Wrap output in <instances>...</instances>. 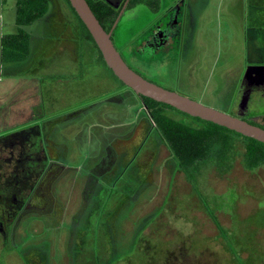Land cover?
<instances>
[{
    "label": "rangeland",
    "instance_id": "1",
    "mask_svg": "<svg viewBox=\"0 0 264 264\" xmlns=\"http://www.w3.org/2000/svg\"><path fill=\"white\" fill-rule=\"evenodd\" d=\"M63 2L71 13L68 1ZM49 8L54 18L62 6L59 0H49ZM254 9L252 0H210L196 33L195 63L186 71L188 65L181 66L185 59L177 56L179 65L172 76L153 78L207 106L233 113L229 104L234 87L256 55L263 53L250 24L255 22ZM149 19L131 9L119 18L113 39L125 56L131 55L129 46L141 38ZM66 27L60 35L70 31L67 23ZM39 30L52 34L46 21ZM50 39L43 92L45 96L53 92L57 102L54 106L45 102L46 112H38L33 122L1 127L0 141L28 126L42 127L45 142L48 145L50 138L49 146L55 150L52 155L47 149L48 157L57 158L50 161V181L58 166L65 170L59 185L61 206L50 187L43 196L51 201L49 212L46 208L41 212L34 202L33 213L25 219L30 200L17 206L12 197L18 194L12 190L19 179L10 173L11 186L0 199V219L4 208L14 207L17 214L14 222L5 219L9 223L0 231V264H264V164L248 171L239 157L222 174L203 166L194 186L156 129L151 111L99 60L94 44L82 38L68 44L60 36L57 42ZM73 53L81 58L80 66L74 63L81 84L54 87L56 63L70 80ZM164 109L179 121L198 125L176 109ZM236 143L243 153V140L237 137ZM9 164L13 166L12 161Z\"/></svg>",
    "mask_w": 264,
    "mask_h": 264
},
{
    "label": "flooded vegetation",
    "instance_id": "2",
    "mask_svg": "<svg viewBox=\"0 0 264 264\" xmlns=\"http://www.w3.org/2000/svg\"><path fill=\"white\" fill-rule=\"evenodd\" d=\"M87 2L93 10L99 11L105 9L108 12L116 14V19L108 32L113 29L116 20L118 19L119 21L121 15L128 9L136 12L139 11L140 13L144 12L150 17L144 24L141 38L135 44H130L129 47H133L130 56H125L117 48L125 61L135 71L150 81L158 84V81L153 78L154 76L163 77L164 74L167 75L168 73L172 76L174 70L179 65V58L177 56H182L181 58L185 59L181 66L188 65L186 71L195 63L192 57V50H195L196 33L201 18L204 17L208 9L210 0H87ZM252 3L254 4L255 12L252 13L251 18H254L255 22L253 21L250 24H253L256 28V38H254V41L262 49L263 53L260 56L256 55V60L248 66L239 79L234 87L235 96L229 105L233 111L230 114L264 128V13H262L264 12V6L261 0H252ZM258 14H261L262 17H258ZM114 30L115 28L112 31V39ZM147 125L149 126V123ZM14 135L17 136L16 140L4 138L0 142V190L5 191L9 189L10 181L5 179V177L6 175L10 176V173L12 175L15 173L14 176L17 177L24 176V173H26L25 177H33L39 171L41 172V177L37 181L41 182L36 183L37 185L31 189V196L29 194L26 199V202L30 201L27 203L28 205L23 214H25V219H28L34 211V202L39 205V208L41 206V212L44 208L49 209L51 207V201H45L43 198L45 193L49 192L50 187H52V191L54 192L53 197L56 204L61 206L60 198H62V195L59 192V185L62 183L61 179L65 170L63 166L57 165L58 172L53 175V180L50 181V162L45 168H33L35 164L40 165L45 155L38 153L39 156L37 157L33 153H30L29 150L35 148L40 151L42 147L44 150H50L49 145L51 144L50 138L48 139V145L45 142L48 137L46 136L45 138L43 129L38 124L28 126L21 131H16L10 137ZM9 161L13 162V166L7 170L4 167L10 165ZM31 179H26L23 183L19 181L17 189L23 192L32 183ZM4 195V193L0 192V199ZM18 197H12L17 202V206L23 201L21 197L20 199ZM36 197H40L43 202H38ZM13 208H4V216L1 218L2 220L0 219V231L3 232L5 223L8 224L11 220L15 221L16 217L13 216L17 212L16 210L13 212ZM53 214L55 215L56 211ZM5 219L9 221H5ZM21 220L22 216L15 223L14 233L15 230L17 232ZM26 222L29 223L28 220ZM234 255H236L235 251Z\"/></svg>",
    "mask_w": 264,
    "mask_h": 264
},
{
    "label": "trees",
    "instance_id": "3",
    "mask_svg": "<svg viewBox=\"0 0 264 264\" xmlns=\"http://www.w3.org/2000/svg\"><path fill=\"white\" fill-rule=\"evenodd\" d=\"M67 1L69 3V0ZM16 6V21L18 25L21 26V30L17 34L3 37V53L4 58L7 61H21L28 57L30 51L29 42L31 34L27 30L22 29V26L30 25L43 17L49 9V0H17ZM70 7L74 15L78 17L71 5ZM93 12L99 19L104 29L108 31L116 19V14L108 12L105 9L99 11L94 9ZM78 19L82 39H88L94 44V47H96L98 51L99 60L101 59L105 63L102 54L95 44L91 34L79 17ZM110 71L114 75L111 69ZM114 77L118 79L115 75ZM118 81L120 80L118 79ZM141 99L151 111L150 115L152 121L154 125H156V129L160 132L167 147L172 152V155L177 160L180 170L184 173L186 178L193 183L194 186L197 182V175L201 172L203 166H213L217 173L222 174L228 172L239 157L243 167L248 171L253 172L264 164V143L197 117L192 118L198 123V125L193 126L187 124L173 118L164 109L165 106L169 108L173 107L147 97H141ZM10 135H8L6 138L16 140L17 136L14 135L10 137ZM237 137L241 138L245 143V149L243 153H240L237 150ZM55 139L58 140L56 137ZM53 148L54 147H50L52 150L51 153H55ZM29 152L33 153V155H36L37 157L39 156L38 153L45 155V158L40 162L39 166L35 164L33 167L34 169L45 168L46 165L51 161L49 160V154L47 150H44L43 147L40 148V151L33 148L32 150L30 149ZM4 168L9 170L11 166L8 165ZM23 175L24 176L21 175L18 177L20 182L23 183L26 179L32 178V183L29 184V186L26 187L23 192H20L17 187L12 191L17 193L19 198L21 197L24 202L28 198L31 189L34 188L35 183L40 179L41 172L39 171V173L33 177H25L26 173ZM11 176L17 178V176H14V174ZM5 179L10 181L11 186V178L6 175ZM0 192L3 193L2 190H0ZM211 215L216 221L217 218L214 211L211 213ZM216 222L219 224L218 221Z\"/></svg>",
    "mask_w": 264,
    "mask_h": 264
},
{
    "label": "crops",
    "instance_id": "4",
    "mask_svg": "<svg viewBox=\"0 0 264 264\" xmlns=\"http://www.w3.org/2000/svg\"><path fill=\"white\" fill-rule=\"evenodd\" d=\"M16 3L17 0H0V128H12L18 124L33 122L38 112H42V109L45 111L47 108L46 103L54 106L57 98H54L53 92H51V95L45 96L43 92V81H47V79H42L45 77L43 73L49 68L48 61L50 62L51 60L47 55V47H50L52 40L50 36L54 39L57 38L55 42L58 41V37L60 36L64 44L70 43L72 39L76 40V38H79L80 41L82 38L80 24L76 20L73 11L71 10L70 13L65 10L66 4L63 0H59V4L63 10L58 9L59 13L56 17L51 18L49 8L43 17L30 25L22 26V29L27 30L31 34L28 57L21 61L5 60L3 37L17 34L21 30V26L16 21ZM47 17L51 18V21ZM44 21L50 24L52 34H44L39 30ZM66 23L70 31L66 32L65 30V34L60 35V30L67 28ZM78 58L74 53L71 54V63L68 62V70L70 69V65L72 67L70 80L64 78L66 73L65 71H60L61 65L59 63L55 64L54 70L52 71L54 75H52L51 79L54 87L67 85V83L70 84L71 82V88L77 84H81L82 80L78 79L79 74L77 73L80 70L77 66H80L81 58L80 61L74 62ZM74 63L78 65H74ZM62 66L65 68L64 63ZM77 81L79 82L77 83ZM71 94H74V91ZM120 102L121 104L124 103L122 99H120ZM51 154L54 155L55 153ZM49 160H57V158H49Z\"/></svg>",
    "mask_w": 264,
    "mask_h": 264
},
{
    "label": "water",
    "instance_id": "5",
    "mask_svg": "<svg viewBox=\"0 0 264 264\" xmlns=\"http://www.w3.org/2000/svg\"><path fill=\"white\" fill-rule=\"evenodd\" d=\"M69 3L91 34L106 65L125 86L133 90L138 96L147 97L169 105L191 117L212 122L264 143V128L252 124L241 117L207 106L189 96L159 85L135 71L125 61L112 39V31L118 19L113 29L108 32L101 25L87 0H69Z\"/></svg>",
    "mask_w": 264,
    "mask_h": 264
}]
</instances>
